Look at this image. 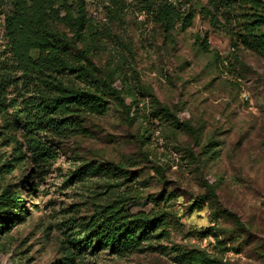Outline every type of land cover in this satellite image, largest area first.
I'll return each instance as SVG.
<instances>
[{"label":"rangeland","instance_id":"1","mask_svg":"<svg viewBox=\"0 0 264 264\" xmlns=\"http://www.w3.org/2000/svg\"><path fill=\"white\" fill-rule=\"evenodd\" d=\"M87 1L93 17L108 20L105 0ZM126 2L129 9L113 22L118 40L106 38L95 60L125 73V84L139 101L134 122L126 123L112 100L108 114L88 123L89 136L68 140L56 160L42 164L29 155L15 159L13 138L23 147L22 134L7 132L0 117V193L17 189L26 206L0 235V264H186L179 254L191 249L205 250L223 264H264V53L234 51L228 36L202 16L170 46L153 18L130 9L134 0ZM2 10L0 48L5 43ZM196 35L208 36L209 52L196 49ZM116 86L121 89V81ZM142 87L153 90L157 101L192 130L176 125L173 116H154ZM10 97L20 99L15 93ZM85 160L123 164L129 177L91 174L68 184V174ZM205 181L218 187L217 202L192 208L205 192ZM131 195L146 197L128 205L132 214L167 212V223L155 237L129 255L76 249L70 256L66 219ZM159 195L164 198L159 204L147 198ZM234 236H239L236 242Z\"/></svg>","mask_w":264,"mask_h":264},{"label":"trees","instance_id":"2","mask_svg":"<svg viewBox=\"0 0 264 264\" xmlns=\"http://www.w3.org/2000/svg\"><path fill=\"white\" fill-rule=\"evenodd\" d=\"M105 1L109 15L102 22L91 15L87 0H0L5 40L0 48V117L7 132L19 130L25 143L22 147L21 141L13 138L15 159L21 161L29 155L32 161L42 164L56 160L65 142L92 133L88 123L108 114L112 100L121 106L126 123L131 124L138 115L139 101L136 92L126 86L125 73L107 70L95 60L107 46L106 38L118 40L113 22L129 9L126 0ZM132 5L130 9L153 18L170 46L176 43L178 33L185 32L197 16H202L228 36L234 51L264 53V0H134ZM194 45L199 52L210 51L207 35H196ZM212 55L219 60L217 53ZM118 80L121 89L116 86ZM141 89L154 105V116H175L157 101L153 90ZM12 93L20 99L10 97ZM174 121L192 130L186 122L175 117ZM91 174H111L120 180L129 177L123 164L85 160L66 180L72 185ZM204 188L192 208L216 204L218 187L205 181ZM143 198L131 195L119 202L108 200L94 204L85 215L66 219L64 243L69 245L70 256L76 249L80 253L108 250L120 255L141 251L144 243L167 223L165 210L128 211V205ZM147 198L157 204L164 200L162 195ZM24 211L19 191L5 188L0 193V235L9 231ZM215 212L220 210L215 208ZM227 214L236 228L244 231L238 218ZM238 238L234 236L231 241ZM217 241L224 244L223 240ZM223 248L228 249L226 245ZM179 255L186 264H223L205 250L191 249Z\"/></svg>","mask_w":264,"mask_h":264}]
</instances>
